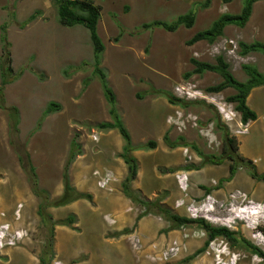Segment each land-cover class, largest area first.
Returning a JSON list of instances; mask_svg holds the SVG:
<instances>
[{
    "label": "rangeland",
    "instance_id": "rangeland-1",
    "mask_svg": "<svg viewBox=\"0 0 264 264\" xmlns=\"http://www.w3.org/2000/svg\"><path fill=\"white\" fill-rule=\"evenodd\" d=\"M91 1L102 9L98 23L105 46L101 68L133 146L142 148L131 156L140 160L143 171L151 165L139 180L141 191L132 190L155 205L148 219L158 229L155 236L152 231L141 232L138 217L145 208L130 199L128 211L137 219L125 229H119L112 214L104 213L99 220L76 206L78 201L95 205L92 198L54 207L65 191L63 173L74 139L81 145V155L69 169L70 181L84 195H90L86 190L93 184L107 194L114 192L113 187L101 190L93 173H115L111 164L121 158L125 141L118 130L99 128L114 120L94 74L88 30L80 25L61 26L56 0H0V87L7 56L4 35L14 70L4 90L7 109L0 108V213L6 215L0 223L11 222L14 229L29 235L20 246L0 252V264H264L249 246L264 253V182L254 180L251 168L242 163L239 173L248 183H229L208 171L216 166L211 157L222 160L218 166H227L229 155L243 154L257 158L251 161L264 175V86L251 92L253 101L247 100L259 114L248 127L241 123L236 105L226 101L236 93L233 89L206 92L223 82L221 75L206 72L186 78L194 70L192 59L217 64L219 56L240 82L248 80L246 65L264 73L263 54H240L241 43L264 42V1L254 5L246 27L229 26L214 44L195 45L188 42L222 15L241 13L243 0L228 4L211 0L208 8L201 7L205 0ZM191 11L197 15L191 29L182 26L174 33L141 29L154 21L174 22ZM160 92L192 105H171ZM51 103L61 108L45 116ZM220 103L235 114L232 124L225 123ZM14 108L19 110L17 127L16 117L8 112ZM227 132L238 141L237 154L224 152ZM151 141L156 148L147 147ZM170 143L181 146L173 148ZM42 206L44 216L39 212ZM159 206L181 217L203 219L215 229L226 228L237 241L219 236L206 246L209 232L204 227L176 228ZM211 207L212 211H206ZM70 217L74 222L65 226ZM177 244L181 251L171 252ZM165 252L169 254L163 260L156 258Z\"/></svg>",
    "mask_w": 264,
    "mask_h": 264
},
{
    "label": "trees",
    "instance_id": "trees-1",
    "mask_svg": "<svg viewBox=\"0 0 264 264\" xmlns=\"http://www.w3.org/2000/svg\"><path fill=\"white\" fill-rule=\"evenodd\" d=\"M224 3H232L234 0H223ZM264 0H243V8L241 13L239 14H224L218 20H216L212 26L205 30L198 32L189 42V45H195L199 42L206 41L209 44H214L220 37L224 35V31L229 26H235L238 28H244L249 23L253 10L254 5L258 2ZM58 6V13H59V23L63 27H75V26H83L86 28L90 34V39L93 45L94 50V74L100 80L105 98L110 107V115L113 118V123H104L99 126L102 130H118L120 135L122 136L123 140L125 141V146L123 149V154L121 158L124 160L128 167V176L124 181L122 188L124 195L130 199L132 202L139 204L141 207L145 208V211L138 217L139 220L143 219L144 217L149 216L152 212L150 209L151 207L155 206L152 203H148L142 200L136 192L132 190V183L135 181L138 175L139 165L138 161L135 157L131 156V153L137 150H141L142 148H136L132 144V138L130 132L126 128L125 124L123 123L119 113L116 110V95L114 91L109 87L107 76L103 69L101 68V60L102 55L105 51V46L99 36L98 33V23L101 18V7L96 6L93 1L91 0H56ZM211 0H205V3L201 5L202 8H208L210 6ZM196 13L194 11L189 12L188 14L181 15L175 20L174 22L167 23L163 21H154L152 23H147L141 26V29L144 31H150L155 28L164 29L167 32L174 33L180 27L184 26L188 29H191L195 26L196 23ZM34 18V17H33ZM3 42L5 43L4 46V53H6V61L5 67L2 73V84L0 87V108L7 109L4 106V90L5 87L10 84L9 77L14 74V70L12 67V58L10 53L8 52V41L6 35L3 36ZM240 50L242 56H247L251 53H261L264 55V42H254L251 44L241 43ZM217 64H209L205 62L198 61L196 59H192L191 62L194 65V70L192 72L187 73L186 78L189 79L194 75L202 76L206 72H214L222 76L223 82L219 85L212 86L206 89L208 94H219L225 90L233 89L236 93L227 97V102L231 104H235V110L241 115V122L243 125L247 126L251 122H255L258 120V115L255 111H253L248 103L247 100L251 94V92L255 88L263 87L264 86V73H261L257 68L252 66H244L243 69L245 73L248 75V80L246 82H240L231 73L229 69V64L226 63L225 59L222 56L217 57ZM163 96H165L169 103L174 106L180 107H190L191 103H184L182 100L177 99L173 95L167 92H160ZM60 105L51 103L49 108L45 112V116L50 115L51 113L58 112L60 110ZM8 112L11 115H14L16 118L15 120V127L19 124V110L17 108L8 109ZM221 128L220 124L217 126ZM225 128V127H224ZM167 137V135H166ZM168 141V140H167ZM169 142V141H168ZM72 151L71 157L68 164L64 168L63 173V180L65 191L63 196L54 204V207H64L72 202H75L80 199H91L90 195H84L77 192V190L71 185L70 181V173L69 169L71 165L74 163L77 154L81 155V145L77 144L76 140L72 141ZM157 143L151 141L150 144L147 146L148 148L154 149L156 148ZM170 147L177 148L181 145L178 143H170ZM184 144L182 146H185ZM224 152L227 153L232 151L233 154H237L239 151V144L237 139L230 137V135L226 134L225 142H224ZM144 149L146 148L143 147ZM196 148V147H195ZM202 155L201 152H199ZM228 159L230 160V178L228 179L231 181L235 176L240 163L243 165H248L251 168V176L254 180L258 182H264V175L259 174L256 171V167L254 163L250 160H247L241 155L238 157L234 155H229ZM210 162L214 165L221 164V159H216L215 157L209 158ZM191 167H189L190 169ZM172 172V170L170 171ZM37 193V190L34 189ZM210 192V191H209ZM158 208V206H157ZM159 210L161 212L167 213L168 217L174 224L176 228H181L182 226H189V225H198L204 227L209 232V240L206 243L208 246L213 240L217 237L222 236L226 237L229 240L233 241L234 243L237 241L235 234L230 232L226 228H213L211 227L206 221L203 219L199 220H192L186 217H181L179 215H175L170 213V211H166L159 206ZM44 207L40 208L41 216H44ZM74 217L68 218L67 221H64V225L67 226L70 223L74 222ZM128 232V231H126ZM120 234H116L119 236ZM251 250L255 253L256 256L264 259V253L254 246L249 245Z\"/></svg>",
    "mask_w": 264,
    "mask_h": 264
},
{
    "label": "crops",
    "instance_id": "crops-1",
    "mask_svg": "<svg viewBox=\"0 0 264 264\" xmlns=\"http://www.w3.org/2000/svg\"><path fill=\"white\" fill-rule=\"evenodd\" d=\"M248 99L253 101V97L251 95L249 96ZM256 114L259 117V114L258 113H256ZM249 126H251V123L248 124V127ZM242 156H244V155L242 154ZM244 158H246L247 160H250V161L252 160L253 162H255L257 160V158H248L246 156H244ZM137 161H138V165H139V173H138L137 180L135 182H133V184H132V189H134V191L136 190L137 192H139V191H141V187L139 186V180L144 175L146 169L148 170L151 168V165L143 171V168L140 165V160L137 159ZM156 166H157L156 164H153V171H154L153 173L154 174H155V167ZM111 167H112V169H114L116 176H117V182L113 185L114 192L112 194H107L105 192L100 191L93 184V186L86 191L89 192L90 196L93 199V201L91 203H94L95 205H88V203L90 204V202H87V201H84V202L78 201L76 206H78V207L80 206L79 208H80L81 212H83V211L90 212V214L93 217H96L99 220L104 213L105 214H112L118 220L119 229H125L127 227L133 226V224L136 223V219H137L135 213H130L128 211V209L132 205V202L130 200H128V198L124 195L123 188H122V185L128 176V167H127L126 163L124 162V160L121 158H119L118 160L115 159L113 161V163L111 164ZM229 167H230V165H227V166L216 165V166H213V168L209 169L208 171L213 172L214 176L216 175L215 178L218 177V179H220V180L223 179L225 181H228L229 183H231L235 180H237L238 183L250 182L246 176L239 173V169L237 170L233 179L231 181H229L228 180L230 178ZM76 184H77V186L82 185V179L78 178ZM86 187H87V185H86ZM81 208H83V209H81ZM81 212H79V213H81ZM139 225H140L139 228H140L141 232L147 233V230H148L150 233V231H152V235L155 236V232L158 228H157V224L153 220L150 221L148 219V217H145V218L141 219ZM150 228H151V230H150Z\"/></svg>",
    "mask_w": 264,
    "mask_h": 264
},
{
    "label": "built area",
    "instance_id": "built-area-1",
    "mask_svg": "<svg viewBox=\"0 0 264 264\" xmlns=\"http://www.w3.org/2000/svg\"><path fill=\"white\" fill-rule=\"evenodd\" d=\"M187 96H192V93L187 92ZM218 108L221 115H223V117L227 120V123L232 124L233 114L229 112V108L227 107V105L220 103L218 105ZM92 140L94 142H99L97 136H93ZM94 176L98 179L97 184L99 188L103 190H109L110 183L113 180L111 173L107 172L104 175L100 171H95ZM16 216L17 218H20V211L16 212ZM0 218L5 220V213H0ZM27 236H29L27 231H24L23 229H14L11 222L4 221L0 223V252L20 246L25 241V239H27ZM180 251L181 248L178 244L177 247L171 249V252L175 253H178ZM168 254L169 252H165L162 253V255L159 254L160 256H157L156 258H158L159 260H163V258L166 257Z\"/></svg>",
    "mask_w": 264,
    "mask_h": 264
},
{
    "label": "clouds",
    "instance_id": "clouds-1",
    "mask_svg": "<svg viewBox=\"0 0 264 264\" xmlns=\"http://www.w3.org/2000/svg\"><path fill=\"white\" fill-rule=\"evenodd\" d=\"M236 111V110H235ZM220 112V111H219ZM229 112L231 113V114H233L232 115V117L233 116H235V114L233 113V111H231V110H229ZM238 113V112H237ZM221 114V113H220ZM223 116V115H222ZM241 116V115H240ZM223 119H224V121H225V123H227V120L223 117ZM233 120V122L235 121V117H233L232 118ZM242 123V122H241ZM228 124V123H227ZM243 124V123H242ZM96 171H99V170H96ZM107 172H109V173H111V175H112V178H113V180H112V182L110 183V186H109V190L111 191L112 190V187H113V185L117 182V176H116V174L112 171V170H105V171H103L102 172V174H106ZM94 174V173H93ZM101 189V188H100ZM101 190H103V189H101ZM213 210V208L211 207V208H209V209H207L206 211H212ZM142 214V213H141ZM140 214V215H141ZM234 215V214H233ZM148 217V216H147ZM145 218V217H144ZM234 221H236V220H234Z\"/></svg>",
    "mask_w": 264,
    "mask_h": 264
}]
</instances>
